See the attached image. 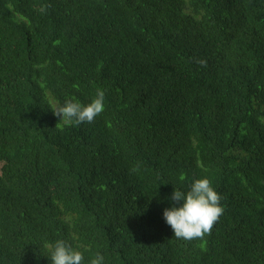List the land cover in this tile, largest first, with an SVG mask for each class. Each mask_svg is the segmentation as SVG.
Masks as SVG:
<instances>
[{"label": "trees", "instance_id": "1", "mask_svg": "<svg viewBox=\"0 0 264 264\" xmlns=\"http://www.w3.org/2000/svg\"><path fill=\"white\" fill-rule=\"evenodd\" d=\"M98 89L93 122L53 115ZM205 178L223 215L177 239L163 211ZM58 240L82 264H264V0H0V264Z\"/></svg>", "mask_w": 264, "mask_h": 264}, {"label": "clouds", "instance_id": "2", "mask_svg": "<svg viewBox=\"0 0 264 264\" xmlns=\"http://www.w3.org/2000/svg\"><path fill=\"white\" fill-rule=\"evenodd\" d=\"M104 99L105 93L98 89L96 97L87 105L67 100L63 104L58 103L51 110L53 115L63 118L65 123H91L104 111ZM133 171H138V167ZM171 200L179 206L165 209L163 218L171 227L174 236L185 241L203 239L206 234H211L214 224L224 212L220 205L221 196L206 178L194 180L186 193L174 190ZM49 248L51 264H82L84 260L81 252L72 249L62 240L56 241L55 245H50ZM103 259V256L97 253L89 264H102Z\"/></svg>", "mask_w": 264, "mask_h": 264}]
</instances>
